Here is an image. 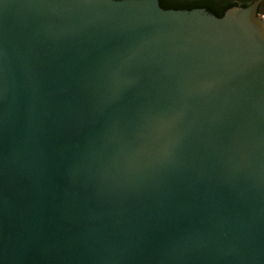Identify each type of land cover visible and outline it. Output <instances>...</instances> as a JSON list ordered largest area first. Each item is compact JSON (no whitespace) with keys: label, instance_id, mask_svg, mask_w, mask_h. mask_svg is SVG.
Masks as SVG:
<instances>
[{"label":"water","instance_id":"obj_1","mask_svg":"<svg viewBox=\"0 0 264 264\" xmlns=\"http://www.w3.org/2000/svg\"><path fill=\"white\" fill-rule=\"evenodd\" d=\"M261 0H0V264H264Z\"/></svg>","mask_w":264,"mask_h":264},{"label":"trees","instance_id":"obj_2","mask_svg":"<svg viewBox=\"0 0 264 264\" xmlns=\"http://www.w3.org/2000/svg\"><path fill=\"white\" fill-rule=\"evenodd\" d=\"M251 1V0H250ZM163 10L190 11L204 9L216 18H222L226 11L235 7H246L243 0H158Z\"/></svg>","mask_w":264,"mask_h":264},{"label":"flooded vegetation","instance_id":"obj_3","mask_svg":"<svg viewBox=\"0 0 264 264\" xmlns=\"http://www.w3.org/2000/svg\"><path fill=\"white\" fill-rule=\"evenodd\" d=\"M255 0H251L249 1V3L247 4V6L249 4H251L252 2H254ZM256 15L259 19H261V21L264 24V0H261V2L259 3L257 10H256Z\"/></svg>","mask_w":264,"mask_h":264},{"label":"rangeland","instance_id":"obj_4","mask_svg":"<svg viewBox=\"0 0 264 264\" xmlns=\"http://www.w3.org/2000/svg\"><path fill=\"white\" fill-rule=\"evenodd\" d=\"M243 1H250V0H243Z\"/></svg>","mask_w":264,"mask_h":264}]
</instances>
